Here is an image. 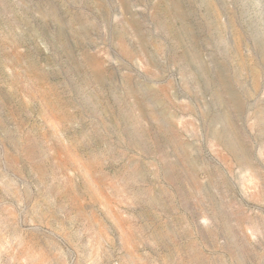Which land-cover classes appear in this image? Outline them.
I'll list each match as a JSON object with an SVG mask.
<instances>
[{
  "label": "rangeland",
  "instance_id": "obj_1",
  "mask_svg": "<svg viewBox=\"0 0 264 264\" xmlns=\"http://www.w3.org/2000/svg\"><path fill=\"white\" fill-rule=\"evenodd\" d=\"M0 264H264V0H0Z\"/></svg>",
  "mask_w": 264,
  "mask_h": 264
}]
</instances>
